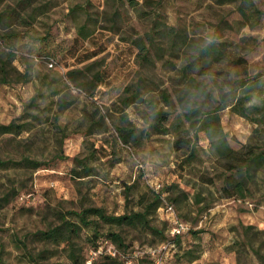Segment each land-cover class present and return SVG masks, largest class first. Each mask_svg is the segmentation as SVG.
<instances>
[{"label":"rangeland","instance_id":"rangeland-1","mask_svg":"<svg viewBox=\"0 0 264 264\" xmlns=\"http://www.w3.org/2000/svg\"><path fill=\"white\" fill-rule=\"evenodd\" d=\"M241 5L257 8L258 22L245 21ZM211 41L244 58L241 72L264 76V0H0V124L24 125L0 135V264H124L126 254L133 264H264V168L226 196L225 162L205 131L193 141L198 118L180 101L185 60ZM213 69L198 76L208 95L195 105L216 115L233 149L264 150V124L219 108L221 79L239 70ZM152 106L167 112L161 127ZM84 164L91 174L72 175ZM166 204L189 226L180 237L169 234ZM89 207L145 211L149 227L93 215L82 224L77 213ZM49 229L57 236L40 234ZM109 231L126 246L113 243L114 260L94 257Z\"/></svg>","mask_w":264,"mask_h":264},{"label":"trees","instance_id":"trees-1","mask_svg":"<svg viewBox=\"0 0 264 264\" xmlns=\"http://www.w3.org/2000/svg\"><path fill=\"white\" fill-rule=\"evenodd\" d=\"M239 11L243 19L247 22L256 23L260 19L261 12L254 6L244 7L239 6ZM83 28L84 26H80ZM141 48H144V43L141 44ZM148 52L144 53V56ZM182 75L185 79L186 89L183 90L180 97V101H185V115L190 120L197 119V122L193 125L194 133L192 136L193 141L198 140V133L200 130L206 132L210 146L215 151L216 155L225 162V168L227 174L224 176V183L221 188L222 192L226 196H233L235 194L241 195L245 190V179L252 169L257 170L260 167L264 168V150L255 152L247 150L245 152L237 151L233 149L226 140V134L223 132L222 128L217 122L216 115L212 112L204 111L201 107L195 105V101L201 97L208 95V92L204 84L197 80L199 75L207 73V71L213 69V64L228 62L235 65L236 69L239 71L235 74H229L224 79H221L222 86L226 91L222 92V104L219 108L229 107L232 112L239 114L244 117L249 122L264 124V76L261 74L256 75H246L241 72L240 69H244L246 61L240 55L235 57L231 56L230 52L226 51L225 48L219 47V44L215 41L207 42L202 46L197 47L194 52L188 55L185 60ZM77 71L70 70L68 72V77L70 80L74 81L77 86L81 87V84L77 83V76L75 73ZM95 80L101 81V74L97 72L94 76ZM140 92H134L132 98H141ZM217 108V109H219ZM153 118L152 125L159 127L162 126V121L167 118V112L162 110H157L152 106ZM24 125L16 124L10 122L8 124H0V135L8 133H17L23 129ZM123 136V130H120ZM123 141L127 140L123 137ZM181 145V144H180ZM22 163L30 162L33 167H40L42 164L38 161H31L27 158H22L20 160ZM4 164H13V161H5ZM83 171L79 172L75 170L72 171V175L82 176L91 174L90 168L85 164L83 165ZM160 198L159 194L154 195L153 204L151 206L155 207L158 205ZM2 204H0L1 206ZM150 206V207H151ZM78 219L82 224L93 225L95 222L90 220V215L97 217L105 222L114 223L116 225H128V226H146L149 227L147 220V212H130L123 213L119 215H108L103 212L102 209L97 207H89L81 210L77 213ZM63 223L68 232H72L75 226L72 222L67 221L63 215H61ZM40 234L45 238H54L57 236V229H49L45 231H40ZM107 240L116 244L118 248H123L126 245L123 239L117 232L109 231L107 233ZM95 237L98 235L95 233ZM164 238V236H163ZM99 243V240H96ZM92 246H96L97 244ZM124 249V248H123ZM70 257L76 260V256L73 252H70ZM105 259L114 260L112 256L105 254Z\"/></svg>","mask_w":264,"mask_h":264},{"label":"built area","instance_id":"built-area-1","mask_svg":"<svg viewBox=\"0 0 264 264\" xmlns=\"http://www.w3.org/2000/svg\"><path fill=\"white\" fill-rule=\"evenodd\" d=\"M157 187H159V184H157ZM165 212L168 216L169 223H170L169 234L172 237H174V238L180 237L182 234L186 233L189 230L188 224L182 220H179L175 216L174 209H173L171 204H166ZM157 252H158V250L155 247L149 249V253L153 257H155ZM89 253L92 254L94 257H96L100 254H103V253L107 254L109 256H115L116 250H115V246L112 242H110L109 240H104V242H99V243H97L96 246L92 247L90 249ZM133 255L126 254L124 264H133L132 259H131V256H133ZM93 256H91L90 259H88V261H87L88 263H91ZM155 262H156V264H160V260L158 258L155 259Z\"/></svg>","mask_w":264,"mask_h":264}]
</instances>
